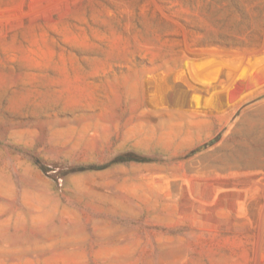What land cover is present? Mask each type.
Returning a JSON list of instances; mask_svg holds the SVG:
<instances>
[{
	"label": "rangeland",
	"instance_id": "374dc122",
	"mask_svg": "<svg viewBox=\"0 0 264 264\" xmlns=\"http://www.w3.org/2000/svg\"><path fill=\"white\" fill-rule=\"evenodd\" d=\"M237 1L230 48L201 0H0V264H264V0Z\"/></svg>",
	"mask_w": 264,
	"mask_h": 264
},
{
	"label": "trees",
	"instance_id": "16d2710c",
	"mask_svg": "<svg viewBox=\"0 0 264 264\" xmlns=\"http://www.w3.org/2000/svg\"><path fill=\"white\" fill-rule=\"evenodd\" d=\"M202 7L201 13L202 17L205 20L202 23V28L198 27L200 24L197 23V31L199 33H203L206 35L205 38L201 40V45L204 47H237L235 39H232V43L228 44L225 42L221 33L219 32L220 20H219V7L221 5V0H201ZM229 17H232L235 9L236 11H240L239 2L237 0H230L229 2ZM227 43V44H226ZM138 162H151L152 160L146 156H138L136 158ZM109 165L106 164H91V165H83L78 167L76 172H92V171H100L106 169Z\"/></svg>",
	"mask_w": 264,
	"mask_h": 264
}]
</instances>
